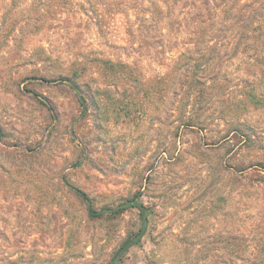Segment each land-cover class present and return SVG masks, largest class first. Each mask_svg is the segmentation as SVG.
<instances>
[{"label": "rangeland", "instance_id": "374dc122", "mask_svg": "<svg viewBox=\"0 0 264 264\" xmlns=\"http://www.w3.org/2000/svg\"><path fill=\"white\" fill-rule=\"evenodd\" d=\"M174 2L0 0V264H264L260 68Z\"/></svg>", "mask_w": 264, "mask_h": 264}, {"label": "trees", "instance_id": "16d2710c", "mask_svg": "<svg viewBox=\"0 0 264 264\" xmlns=\"http://www.w3.org/2000/svg\"><path fill=\"white\" fill-rule=\"evenodd\" d=\"M189 2L190 0H175L174 2L176 5H184L182 15L187 17L194 13L192 18L189 19L192 23V30L190 29L191 31H189V33L191 32L190 34L194 38V41L191 43L193 45L185 49L186 51L181 54V59L193 53L201 56L198 59L192 58V62L189 63L192 65L187 67L188 73L190 74L192 72V76L195 77L196 71L205 70L208 68V65H213L215 63L213 55H218V52H216L217 50L228 48L237 51L239 49L242 55H248L250 52L253 53L251 59L254 61L255 65L260 68L261 81L264 83V0H195V6L189 4ZM191 6L193 10L185 13V10L188 9L187 7ZM170 14L172 13L165 12L163 19L165 17L169 20ZM178 18L181 19L180 15ZM185 26L186 22L181 19L179 22H172L170 27L168 26L164 29L170 32L168 37L171 38L182 35ZM227 38L228 41H226ZM199 39L205 41L200 43ZM213 41L216 42L214 46L211 45ZM211 56H213L212 59ZM181 59L174 64L172 73L177 72L180 76L186 77L188 75L181 73L182 68L186 66V63L182 64L180 62ZM217 63L218 61H216L215 65H217ZM172 73H168L166 79H169ZM189 78H191V75H189ZM72 86L79 92L76 85L72 84ZM193 87L194 85L190 82L184 92L186 97H192ZM252 93L253 92L246 93L250 99H264L263 96L260 97L259 94ZM79 193L85 198V195L80 191ZM129 208H136L139 210L142 225L136 235L128 238L124 242L117 253V257H122L131 248L137 246L147 231L148 209L142 203L136 202L132 203ZM109 212L116 211L103 209L99 215L101 216Z\"/></svg>", "mask_w": 264, "mask_h": 264}]
</instances>
